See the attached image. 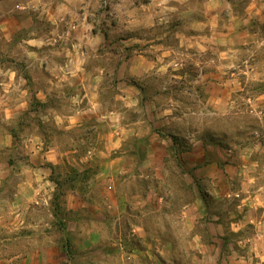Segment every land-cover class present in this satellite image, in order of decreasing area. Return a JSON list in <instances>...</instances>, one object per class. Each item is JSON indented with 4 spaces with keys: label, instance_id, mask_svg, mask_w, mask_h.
Listing matches in <instances>:
<instances>
[{
    "label": "clouds",
    "instance_id": "9594fccd",
    "mask_svg": "<svg viewBox=\"0 0 264 264\" xmlns=\"http://www.w3.org/2000/svg\"><path fill=\"white\" fill-rule=\"evenodd\" d=\"M0 264H264V0H0Z\"/></svg>",
    "mask_w": 264,
    "mask_h": 264
}]
</instances>
